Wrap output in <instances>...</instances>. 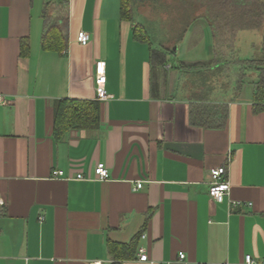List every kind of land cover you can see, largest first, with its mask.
I'll return each instance as SVG.
<instances>
[{"label": "crops", "instance_id": "obj_1", "mask_svg": "<svg viewBox=\"0 0 264 264\" xmlns=\"http://www.w3.org/2000/svg\"><path fill=\"white\" fill-rule=\"evenodd\" d=\"M146 1L132 0L128 21L121 0H0V264H264V72L217 86V56L233 47L214 37L206 7L166 28ZM136 23L149 43L133 37ZM48 29L62 31L60 52L43 48ZM98 69L99 125L54 137L58 101L96 100ZM222 165L230 191L218 203L208 190ZM133 239L134 257L114 262L108 242Z\"/></svg>", "mask_w": 264, "mask_h": 264}, {"label": "trees", "instance_id": "obj_2", "mask_svg": "<svg viewBox=\"0 0 264 264\" xmlns=\"http://www.w3.org/2000/svg\"><path fill=\"white\" fill-rule=\"evenodd\" d=\"M192 3L206 7L205 19L214 33V37L221 39L225 49L230 48L235 32L240 29H253L262 26V41L260 55L246 61L247 67L260 69L264 72V0H190ZM132 0H121L120 16L132 21ZM61 30L48 29L42 36L44 49H55L60 52L64 48ZM133 37L139 41L149 43L148 37L141 24L134 25ZM164 53L152 49L151 57ZM163 64V61H159ZM199 63L193 65L199 67ZM254 98L257 102L264 101V81L256 84ZM99 100H68L58 101L55 109L53 135L58 138L68 129H91L99 125ZM136 240L129 243L108 242V254L114 262L134 257Z\"/></svg>", "mask_w": 264, "mask_h": 264}, {"label": "rangeland", "instance_id": "obj_3", "mask_svg": "<svg viewBox=\"0 0 264 264\" xmlns=\"http://www.w3.org/2000/svg\"><path fill=\"white\" fill-rule=\"evenodd\" d=\"M139 3H141L139 4V6L143 5L152 7L156 15L155 24L161 23L166 28L179 27V23L181 22L183 24H186L187 22H189L188 19L191 18L189 15H191L192 17L195 16L193 12L194 8L200 6V4L198 5L192 3L190 0H153ZM131 9H134V5L132 4V2ZM191 12L193 15L191 14ZM261 34L262 26L253 29H246L243 34V38L237 39L234 44L232 41L230 45V48L232 49L233 47L235 52H233L232 49V52H228V50L227 53H225L226 56L224 57L217 56V58H223L222 64H224V66L220 70L214 72V84H216L217 86H223V84L225 86H228L235 73H238L239 71H246L245 78H251L253 76L251 72L247 71V69L249 68H247L248 64L245 63L244 65L246 66V68L243 69V67H240L242 64L238 59L248 58L252 55L254 50L256 52L259 49L261 43ZM156 44H152L154 48H158ZM167 48L169 49L168 52H171V47ZM173 49H175V47H173ZM192 52L194 53V55H196V57L200 55L203 57V55L201 54L203 53V51L201 52L200 49L194 50ZM189 54H191V51L189 52Z\"/></svg>", "mask_w": 264, "mask_h": 264}, {"label": "built area", "instance_id": "obj_4", "mask_svg": "<svg viewBox=\"0 0 264 264\" xmlns=\"http://www.w3.org/2000/svg\"><path fill=\"white\" fill-rule=\"evenodd\" d=\"M76 40L79 44L86 45L89 41V35L84 31H79L77 33ZM105 84H106V76L104 74V71L98 69L95 77V94H96V99L99 101L105 100L108 97L105 89ZM0 101L5 102L1 97H0ZM94 172L99 180H106L109 177L108 169L106 168L104 163L101 162L98 163L94 169ZM226 172H227V168L224 165L216 167L210 171V187L208 193L210 198L218 203L223 202L225 198L229 195L230 184L226 179ZM62 175H63L62 171L53 172L54 177H61ZM76 177L78 179H83V176L81 174L76 175ZM141 186H142L141 182L137 183L136 188L137 189L141 188ZM237 204L240 203L235 201L233 202V205H237ZM138 259L140 261H146L148 259L143 248H140L138 250ZM179 259L180 260L184 259V253H179ZM245 262L253 263V260L251 259L250 255L245 256Z\"/></svg>", "mask_w": 264, "mask_h": 264}]
</instances>
